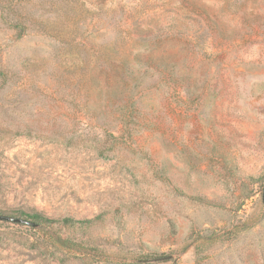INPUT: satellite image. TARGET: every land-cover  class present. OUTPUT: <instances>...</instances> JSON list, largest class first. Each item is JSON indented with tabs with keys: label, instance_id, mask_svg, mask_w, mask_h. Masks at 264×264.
I'll use <instances>...</instances> for the list:
<instances>
[{
	"label": "rangeland",
	"instance_id": "rangeland-1",
	"mask_svg": "<svg viewBox=\"0 0 264 264\" xmlns=\"http://www.w3.org/2000/svg\"><path fill=\"white\" fill-rule=\"evenodd\" d=\"M263 194L264 0H0V264H264Z\"/></svg>",
	"mask_w": 264,
	"mask_h": 264
},
{
	"label": "trees",
	"instance_id": "trees-1",
	"mask_svg": "<svg viewBox=\"0 0 264 264\" xmlns=\"http://www.w3.org/2000/svg\"><path fill=\"white\" fill-rule=\"evenodd\" d=\"M21 215L25 218H27L29 221L34 222L36 224H38L39 226L45 224V223H53L55 222L54 220H50L48 218H46L45 216L35 213V214H27L25 212H22ZM60 223V222H59ZM61 223L63 224H69V223H76V224H90L92 223L91 221H74L71 220L69 218L64 219Z\"/></svg>",
	"mask_w": 264,
	"mask_h": 264
},
{
	"label": "water",
	"instance_id": "water-1",
	"mask_svg": "<svg viewBox=\"0 0 264 264\" xmlns=\"http://www.w3.org/2000/svg\"><path fill=\"white\" fill-rule=\"evenodd\" d=\"M263 199H264V194H263ZM0 221H6V222L18 223V224H24V225H31V226L36 227V228L40 227L38 224L31 222L27 219L7 216V215H1V214H0ZM162 259H169V257L161 258V260Z\"/></svg>",
	"mask_w": 264,
	"mask_h": 264
}]
</instances>
